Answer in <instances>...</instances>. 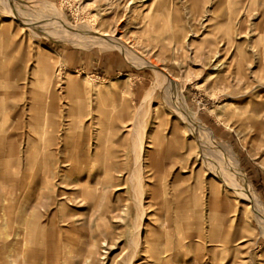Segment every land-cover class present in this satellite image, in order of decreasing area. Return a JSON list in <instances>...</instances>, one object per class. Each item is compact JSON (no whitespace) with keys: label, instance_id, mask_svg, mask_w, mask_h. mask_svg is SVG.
I'll return each mask as SVG.
<instances>
[{"label":"rangeland","instance_id":"374dc122","mask_svg":"<svg viewBox=\"0 0 264 264\" xmlns=\"http://www.w3.org/2000/svg\"><path fill=\"white\" fill-rule=\"evenodd\" d=\"M0 159V264H264V0H0Z\"/></svg>","mask_w":264,"mask_h":264},{"label":"bare ground","instance_id":"6f19581e","mask_svg":"<svg viewBox=\"0 0 264 264\" xmlns=\"http://www.w3.org/2000/svg\"><path fill=\"white\" fill-rule=\"evenodd\" d=\"M95 35H96V34H95ZM4 36H6V35H4ZM97 36H98V35H97ZM99 36H100V37H104L105 39H108V38H109L110 41L113 40V41H115V42H119L120 44H121V43H122L123 45L125 44V42L123 41L122 36H119V37H118V35H113V36H110V37H109V34H102V33H101V34L99 33ZM98 38H99V37H98ZM92 40H93V39H92ZM119 46H120V45H119ZM125 46H126V48H129V47H127V45H125ZM122 47H123V46H122ZM124 48H125V47H124ZM122 49H123V48H122ZM123 50H125V49H123ZM144 136H145V135H144ZM139 137H140V136H139ZM143 139H144V138H143ZM140 143H141V140H140ZM143 146H144V145H143ZM143 146H142V147H143ZM142 147H140V148H142ZM147 147L150 148V145H148ZM143 151H144V149H143ZM143 156H144L143 153H140V154H139V160L137 159V162H138V163H140V161L143 159ZM142 161H143V160H142ZM243 179H244V178H243ZM254 198H255V197H254ZM139 199H140V198H139ZM139 199H138V200H139ZM140 200H141V199H140ZM252 200H253V198H252ZM138 203H140V201H138ZM138 210H139V209H138ZM140 212H141V211H140ZM138 216H139V215H138ZM141 216H142V214H141ZM142 220H143V219H142ZM142 220H141V221H142ZM141 221H140V222H141ZM140 226H141V224H140L139 227H138L139 231L141 230V227H140ZM137 232H138V231H137ZM140 233H141V232H140ZM137 235H138V233H137ZM138 237H139V236H138ZM137 244H138V243H137Z\"/></svg>","mask_w":264,"mask_h":264},{"label":"crops","instance_id":"0c3cea01","mask_svg":"<svg viewBox=\"0 0 264 264\" xmlns=\"http://www.w3.org/2000/svg\"><path fill=\"white\" fill-rule=\"evenodd\" d=\"M4 159H0V175H3V176H13L14 174H6L5 172V169L4 168H1L4 166L5 162ZM8 207H4V206H1V210L4 211V213L8 212Z\"/></svg>","mask_w":264,"mask_h":264}]
</instances>
